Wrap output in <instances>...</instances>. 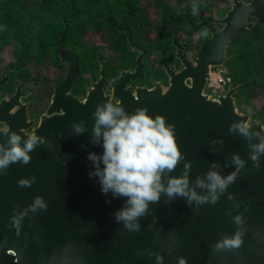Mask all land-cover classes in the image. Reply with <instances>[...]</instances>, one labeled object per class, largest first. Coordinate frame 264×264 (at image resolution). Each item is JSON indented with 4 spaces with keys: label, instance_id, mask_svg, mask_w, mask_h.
I'll list each match as a JSON object with an SVG mask.
<instances>
[{
    "label": "water",
    "instance_id": "1",
    "mask_svg": "<svg viewBox=\"0 0 264 264\" xmlns=\"http://www.w3.org/2000/svg\"><path fill=\"white\" fill-rule=\"evenodd\" d=\"M229 1L217 22L219 29L199 44L195 56L185 57L172 41L173 58L180 67L174 71L173 65L160 62L165 84L155 80L148 87L125 88L129 81L143 78L138 55L133 69L119 71L108 80V94L98 67L95 81H89L84 96L78 98L71 93L79 75L77 59L62 49L61 35L57 56L65 66L64 75L53 86L37 124L30 129L26 118L15 122L5 116L6 104L16 96L1 99L0 148L10 149L8 141L13 133L20 136L21 148L29 136L38 139L28 153L27 165L16 162L0 169V264H41V258L47 264L46 258L66 244H71L74 255L80 258L78 264H156L157 254L164 257L163 264H177L178 257H184L186 264H264V153L255 147L264 142V124L251 117V107L245 113L237 110L233 94L238 86L229 85L223 94L203 92L207 71L221 68L228 59L230 39L255 24L264 27V0ZM106 103L122 107L127 116L144 108L152 119L160 115L166 127L173 125L181 158L172 171L161 174L160 183L167 189L170 179L186 176L185 192H195L207 201L189 202L188 196L169 197L161 191L159 200L150 202L146 214L135 221L140 225L138 232H129L123 222L116 223L114 213L130 207L128 198L114 196L111 191L102 194L100 177L94 175L97 165L88 159L90 154L103 156L106 129L101 126L100 137H94L93 129L94 113L97 107L103 110ZM245 125L247 135L240 131ZM74 126L82 131L77 133ZM233 157L243 161V167H238ZM97 164L102 171V160ZM209 172L221 178L236 173L235 181L222 193L217 189L215 204L208 188ZM33 176L36 179L31 187L18 186L20 180ZM198 180L205 186H197ZM36 196L48 203V209L29 213L17 237L8 227L13 209L23 211ZM237 215L244 220L240 226L245 233L242 247L213 252L210 245L237 231L233 220Z\"/></svg>",
    "mask_w": 264,
    "mask_h": 264
},
{
    "label": "trees",
    "instance_id": "2",
    "mask_svg": "<svg viewBox=\"0 0 264 264\" xmlns=\"http://www.w3.org/2000/svg\"><path fill=\"white\" fill-rule=\"evenodd\" d=\"M229 0H0V62L9 51L13 65L30 72L61 68L55 55L62 43L77 57L79 79L73 94L79 95L86 76L95 75L97 60L104 64L105 78L132 63L125 41L144 51L146 78H164L159 61L175 65L173 44L184 53L197 49L210 30L219 27ZM217 3L223 6L217 7ZM152 10L151 12L149 10ZM223 9V10H222ZM222 10V11H221ZM206 30L207 34L203 35ZM182 37L181 41L179 38ZM97 38V39H96ZM102 45L93 49L92 41ZM86 41H90L88 46ZM226 49L228 59L222 66L229 85L238 86L233 94L238 111L251 107V117L264 124V27L255 24L250 30L235 34ZM184 43V44H183ZM195 43V44H194ZM104 49L117 54L103 56ZM94 51V52H93ZM61 74L55 80H60ZM262 102L254 104L257 96Z\"/></svg>",
    "mask_w": 264,
    "mask_h": 264
},
{
    "label": "clouds",
    "instance_id": "3",
    "mask_svg": "<svg viewBox=\"0 0 264 264\" xmlns=\"http://www.w3.org/2000/svg\"><path fill=\"white\" fill-rule=\"evenodd\" d=\"M203 35H206L205 30ZM119 105V104H117ZM96 124L93 129L94 137L101 136V126L105 127L103 132V156L97 157L90 154L88 159L97 165L94 175L100 177V186L102 194L109 191L114 196L127 197V204L130 207H124L114 213L116 223L123 222V226L129 232H138L140 225L135 223L138 218L143 217L148 209L150 202H157L161 191H166L169 197L173 195L188 196L189 202L195 200L197 203L207 201L206 197H198L195 192H185L187 188V178L170 179L167 189H164L160 183L161 174L167 170L172 171L181 158L176 139L173 133V125L165 126V119L157 115L152 119L146 114V109L139 108L136 114L127 116L124 114L123 108L114 107L111 103H106L104 109L97 107ZM119 116L120 119H116ZM76 132L82 129L74 126ZM3 131L7 132V128ZM241 133L247 135V125L240 127ZM35 135L29 136V139L21 148L19 145L20 136L13 133L8 143L10 149L4 150L3 156L0 157V169H6L9 164L22 162L27 165L30 162L28 153L33 150L37 143ZM256 151L264 153V142L255 146ZM255 161L257 156L252 155ZM238 167H243V161L238 157H233ZM98 160H102L104 165L101 171L98 167ZM187 167V165L185 166ZM257 169L259 165H256ZM92 175V174H90ZM35 176L30 179H22L18 182L19 187H31L35 182ZM207 179L211 181L208 185L209 191L213 193L211 203L215 204L218 197L215 195L217 189L222 193L230 183L236 179V173H232L226 178H221L215 172H209ZM197 186L204 187L202 181H197ZM232 197L229 196V199ZM48 203L41 197L36 196L33 202L23 211L17 212L13 209V215L10 217L9 230H14L15 235H21L22 221L29 213L47 211ZM234 223L238 226L237 231L229 238L224 236L214 245H210L213 252L220 253L226 251L238 250L242 247L244 241V230L240 228L244 224L241 215L233 217ZM174 243V241H173ZM16 255L15 253H13ZM136 255H140L139 252ZM41 258V264H44ZM47 264H78L79 257L75 256L72 251V245L66 244L48 256ZM156 264H163L164 257L157 254L155 256ZM177 264H186L184 257L177 258Z\"/></svg>",
    "mask_w": 264,
    "mask_h": 264
},
{
    "label": "flooded vegetation",
    "instance_id": "4",
    "mask_svg": "<svg viewBox=\"0 0 264 264\" xmlns=\"http://www.w3.org/2000/svg\"><path fill=\"white\" fill-rule=\"evenodd\" d=\"M216 30H210V33L212 31H216ZM210 33H209V35H210ZM206 39H204V40H206ZM172 41H175V39L172 38ZM203 41H201V42H203ZM58 42L56 44L55 55H56V59L59 63L58 56H57ZM93 42L94 41H92V43ZM100 42L101 41H98V43H93V49L97 50L96 47L102 45ZM89 44H90V41L85 42L86 46H88ZM172 44H173V51H172V58H173V53H174L175 48H174V43H172ZM175 44L179 45L176 42H175ZM125 45H126V52H129L130 57L132 58V63L129 67L124 68L122 70L133 69L134 60L138 55H141V62L143 64V62H144V51L135 45H131L128 40L125 41ZM61 47H62V49L69 50L74 54V52L69 47L63 45L62 41H61ZM180 48H181L184 56L187 58L190 54L195 56L196 51L198 49V48L193 49L192 51L186 52V54H185L183 51V48L181 46H180ZM102 51H103L102 55L104 57L110 56V58H113V59L117 57V54L112 52L109 49H104ZM76 59H77V57H76ZM173 60H175V59L173 58ZM161 61H165V59H163V60L161 59L159 61V63ZM175 61L177 62V67L175 65H173V66L175 67L174 71H177L180 66L178 64V61L177 60H175ZM96 65H97V67L95 70L94 77L91 78V76L88 74L86 76L87 77L86 82L81 84V86H82L81 93L79 95H75L78 98H82L84 96V93H85L84 87L89 83V81H95L98 67L101 68V71L103 74L104 64L102 65L97 60ZM168 66H170V65H168ZM60 67L61 68H59V69L54 68L57 70V72H59L60 69H63L61 79L55 80L57 77L48 78L47 76H44V75L39 76L40 74H38V73L30 72V70L27 69V67L25 65L23 67L13 65L11 62L10 55L8 56L6 61L3 60L2 62H0V101H1V99H6V101H8L7 99H9L10 97H12L14 95L16 96V99H14L10 103L6 104L9 107L6 109L5 116L10 117L15 122H19L22 119L25 120V118H26L27 122L30 123V129L33 128L37 124L39 117L45 111V109L49 103V99L52 95L53 86L56 83L60 82L63 78L65 66L60 64ZM122 70H118L116 75L118 74L119 71H122ZM116 75H114L113 77H109V78H105V76L103 75V77H104L103 90H104L105 94H108L110 92L108 85H107L108 80L114 78ZM78 79H79V75H78ZM78 79L75 81V83H77ZM165 80H166L165 77L159 79V81H162L163 84H165ZM152 81H155V80L151 79V78H149V79L146 78V72H145L144 64H143V78L141 80L129 81L126 84L125 88L128 89L129 91H132V89L135 87H143V86L148 87V86H150ZM17 87H18V89H17ZM71 93L73 94V87H72ZM21 106H22V108H21ZM2 127H3V123L0 122V129ZM30 129L25 130V133H29Z\"/></svg>",
    "mask_w": 264,
    "mask_h": 264
},
{
    "label": "built area",
    "instance_id": "5",
    "mask_svg": "<svg viewBox=\"0 0 264 264\" xmlns=\"http://www.w3.org/2000/svg\"><path fill=\"white\" fill-rule=\"evenodd\" d=\"M229 86V79L223 76V70L221 68L209 69L207 71L206 83L203 92L216 95L218 93L223 94L226 92Z\"/></svg>",
    "mask_w": 264,
    "mask_h": 264
},
{
    "label": "rangeland",
    "instance_id": "6",
    "mask_svg": "<svg viewBox=\"0 0 264 264\" xmlns=\"http://www.w3.org/2000/svg\"><path fill=\"white\" fill-rule=\"evenodd\" d=\"M165 1H166V0H165ZM229 3H230V2H229ZM219 6H220V7L223 6V3H217V7H219ZM228 6H229V5H228ZM227 9H228V7H227L225 10L222 9L223 11H222V10H221V11L225 13ZM149 11L151 12L152 10L150 9ZM224 13H223V14H224ZM221 17H222V16H221ZM221 17H220V18H221ZM220 18H219V19H220ZM216 29L218 30L219 27H216ZM216 29H215V30H216ZM96 39H97V38H96ZM179 39H180L181 41H183V40H182V37H180ZM93 43H98V41L96 40V41H94ZM2 56H3L2 58L6 61L7 58H8V56H9V51H8V50L5 51V52L3 53ZM38 74H40L39 76L44 75V76H47L48 78H54V77L59 76V75L61 74V72H60V71L57 72L56 69H52V68H50V69L47 70L46 72H43V70L40 69V70L38 71ZM38 74H37V75H38ZM263 93H264V91H261V92H258L257 94L262 95ZM259 95L256 97V100H254V104H258V105H259V104L262 102L263 99H262V97L259 96ZM240 112L245 113L246 111H240Z\"/></svg>",
    "mask_w": 264,
    "mask_h": 264
}]
</instances>
